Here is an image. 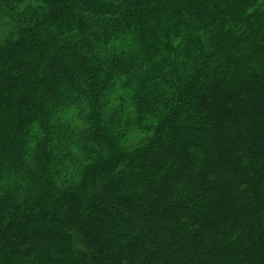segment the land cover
Segmentation results:
<instances>
[{
	"label": "trees",
	"instance_id": "1",
	"mask_svg": "<svg viewBox=\"0 0 264 264\" xmlns=\"http://www.w3.org/2000/svg\"><path fill=\"white\" fill-rule=\"evenodd\" d=\"M0 264H264V0H0Z\"/></svg>",
	"mask_w": 264,
	"mask_h": 264
}]
</instances>
